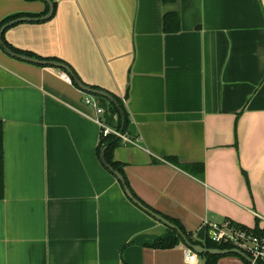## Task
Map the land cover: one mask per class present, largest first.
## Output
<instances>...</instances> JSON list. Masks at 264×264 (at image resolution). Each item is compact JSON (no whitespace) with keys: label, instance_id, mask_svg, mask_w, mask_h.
<instances>
[{"label":"crops","instance_id":"1","mask_svg":"<svg viewBox=\"0 0 264 264\" xmlns=\"http://www.w3.org/2000/svg\"><path fill=\"white\" fill-rule=\"evenodd\" d=\"M52 1L3 39L123 101L137 143L113 159L133 196L202 242L210 222L264 228V0ZM49 10L0 0V31ZM63 73L0 46V264H186L185 243L152 247L167 227L105 167L89 94Z\"/></svg>","mask_w":264,"mask_h":264},{"label":"trees","instance_id":"2","mask_svg":"<svg viewBox=\"0 0 264 264\" xmlns=\"http://www.w3.org/2000/svg\"><path fill=\"white\" fill-rule=\"evenodd\" d=\"M163 1L166 4H169V3L175 2L176 0H163ZM52 3H53V1H52ZM53 6L55 8L54 3H53ZM18 18H19V16H14V17L6 19L4 21V23L2 24V27L6 23L12 22ZM33 18H35V17H33ZM164 22H165L166 28L168 30L174 31V32L179 31L180 19H179V16L177 13L166 14ZM170 24L172 25L173 28H169ZM2 40L7 45V43L3 39V36H2ZM8 48H10L13 52H15L19 55L22 54L16 50H14L10 46H8ZM73 85L77 87V85L74 82H73ZM94 97L98 100L100 106L105 109V113L103 115V119H104L105 123L108 126L122 132L123 134H126L128 127L130 125V119H129V116H128L127 111L125 109L123 101L119 98H115L116 102L112 103L103 97H99V96H94ZM121 144H123L122 140L120 138L114 136V135H109L107 137H103L101 135V140H100V144L98 147V153L101 154L103 151H105V159H106L107 163L110 164L114 170L119 171L123 176H125L124 171L122 169V166L119 163L115 162L113 159L114 150L118 146H120ZM2 160H3V126H2V123L0 122V165L2 164ZM202 170H203V167H202ZM125 184L128 188H130L127 179L125 180ZM228 221H230L235 227L246 228V227L241 226V225H239V224H237L231 220H228ZM173 224L177 225V223H173ZM178 227L183 232V234L187 237L188 241L192 245L202 246V247L209 248V249H221V250H231L234 248L233 246H230V245L218 244V243L212 241L209 238L208 227H207V231H206L208 233H206V235H205V242H202L199 239H193L192 235L186 233L182 229V227H180V226H178ZM166 229H167V233L164 236L160 237L158 240H156V242L152 246L153 248L171 249V248L177 247L179 244L185 243V241L178 234L177 231H175L171 228H168V227ZM255 231H258V230L255 229ZM234 256H236V255H234ZM200 257H202V259H204V264H217V262L221 256H213V255H209V254H204V255H201ZM258 264H264V263H258Z\"/></svg>","mask_w":264,"mask_h":264},{"label":"built area","instance_id":"3","mask_svg":"<svg viewBox=\"0 0 264 264\" xmlns=\"http://www.w3.org/2000/svg\"><path fill=\"white\" fill-rule=\"evenodd\" d=\"M62 77L68 82L72 83V79L64 72ZM85 104L93 107L96 111L97 118L96 121L100 126L101 135L107 137L109 135H114L122 140L124 144L136 145L137 141L128 137L126 134L108 126L103 115L105 109L102 108L98 100L92 96L87 95L85 98ZM262 221L264 219L257 215ZM209 238L218 243L233 246V249H238L245 253L249 261L245 264H258L264 263V228L258 231L249 228H239L235 227L230 221L224 220L222 222H210L207 223ZM186 264H198L199 256L187 247L185 252Z\"/></svg>","mask_w":264,"mask_h":264},{"label":"water","instance_id":"4","mask_svg":"<svg viewBox=\"0 0 264 264\" xmlns=\"http://www.w3.org/2000/svg\"><path fill=\"white\" fill-rule=\"evenodd\" d=\"M48 3L49 5V13L48 15H46L45 17L42 18H28V17H24V18H20L17 20H14L10 23H7L6 25L3 26V28L0 31V46L1 48L8 53L11 56L17 57L19 59H22L24 61H28L31 63H35V64H39V65H44V66H50V67H55L58 69L63 70L72 80L73 82L78 86V88L80 90H82L83 92L92 95V96H99V97H103L105 99H107L108 101L115 103L116 100L115 98L110 95L109 93H106L104 91H100V90H96L90 87H87L86 85H84L73 73V71L70 69V67H68L66 64L63 63H59L56 61H40L28 56H23V55H19L14 53L10 48H8V46L3 42L2 40V34L4 33V31L17 23L20 22H31V21H46L49 20L50 18H52L53 14H54V6L51 0H44ZM101 159L103 164L105 165V167L107 169H109L115 176L116 178L121 182V184H123L125 192L127 197L136 205L138 206L140 209H142L144 212H146L148 215H150L152 218H154L155 220L159 221L160 223H162L163 225H165L168 228H171L175 231L178 232V234L183 238V240L185 241L186 247L190 248L192 251H194L198 256L204 255V254H210V255H215V256H222V255H229V254H236L241 256L242 258L246 259L247 261H249L250 259L248 258V256L243 253L242 251L238 250V249H231V250H220V249H207L205 247L202 246H195L192 245L187 237L183 234V232L173 223H171L169 220L165 219L164 217L158 215L157 213H155L154 211H152L151 209L145 207L139 200H137L133 194L131 193V191L129 190V188L126 186L125 184V179L124 176L119 172L113 169V167L107 163L106 159H105V151L102 152L101 155ZM206 227H203L200 232H199V236L201 238V240H203L205 238V232H206Z\"/></svg>","mask_w":264,"mask_h":264}]
</instances>
